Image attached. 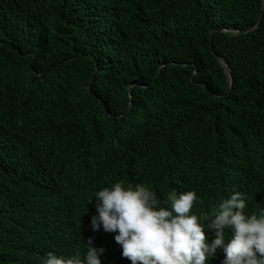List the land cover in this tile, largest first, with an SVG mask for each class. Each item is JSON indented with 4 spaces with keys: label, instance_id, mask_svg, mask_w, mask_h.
Returning <instances> with one entry per match:
<instances>
[{
    "label": "trees",
    "instance_id": "trees-1",
    "mask_svg": "<svg viewBox=\"0 0 264 264\" xmlns=\"http://www.w3.org/2000/svg\"><path fill=\"white\" fill-rule=\"evenodd\" d=\"M261 1L0 0V264L84 257L90 236L101 264H131L91 229L95 193L118 181L164 207L194 191L207 243L234 192L264 210V13L216 31L255 25Z\"/></svg>",
    "mask_w": 264,
    "mask_h": 264
},
{
    "label": "clouds",
    "instance_id": "clouds-1",
    "mask_svg": "<svg viewBox=\"0 0 264 264\" xmlns=\"http://www.w3.org/2000/svg\"><path fill=\"white\" fill-rule=\"evenodd\" d=\"M96 214L91 229L116 233L114 241L121 255L131 264H206L218 248L224 253L222 264H264V210L245 215L246 195L234 192L207 217L206 227L215 238L206 242L205 225L190 214L197 195L194 191L168 194L170 207L161 206L156 193L143 184L115 182L95 193ZM226 231L232 238L226 243ZM84 257L79 252L69 257L48 252L39 264H101L105 249L85 242Z\"/></svg>",
    "mask_w": 264,
    "mask_h": 264
},
{
    "label": "water",
    "instance_id": "water-1",
    "mask_svg": "<svg viewBox=\"0 0 264 264\" xmlns=\"http://www.w3.org/2000/svg\"><path fill=\"white\" fill-rule=\"evenodd\" d=\"M263 13H264V0L261 1L260 13H259L258 20H257V22H256L255 25H253V26H251V27H249V28H247V29H245V30L239 31V32H237V33L229 32V31H226V30H223V29H217L216 31H217V32H224V33H225V32H228V34H230V35L245 34V33L252 32V31H254V30L260 25V23H261V21H262V18H263ZM213 31H214V30H210V32H209V46H210V48H212L211 39H212V33H213ZM211 52H212L213 56L217 59V57H216L214 51L212 50ZM217 61H218V63L220 64V66H221V68L223 69V72H224V74H225L226 83H227V86H226V90H225V92L228 93L229 90H230V88H231V85H232V79H231V73H230V70H229L228 66L225 64L224 61L219 60V59H217ZM162 67H163V66L159 67L156 76L159 75L160 70H161ZM133 85H135V84H131L130 88H131ZM131 99H132V96L129 94V107H128V110H129V108L131 107ZM101 105H102L103 110L106 112V109H105L104 105H103V104H101Z\"/></svg>",
    "mask_w": 264,
    "mask_h": 264
}]
</instances>
